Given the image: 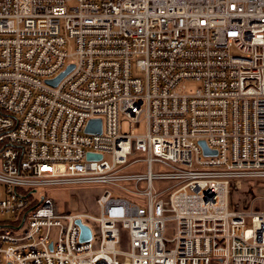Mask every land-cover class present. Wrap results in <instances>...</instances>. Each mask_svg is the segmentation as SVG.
Segmentation results:
<instances>
[{
    "label": "built area",
    "instance_id": "2783aa9c",
    "mask_svg": "<svg viewBox=\"0 0 264 264\" xmlns=\"http://www.w3.org/2000/svg\"><path fill=\"white\" fill-rule=\"evenodd\" d=\"M243 179H264V0H0V264H264ZM71 184L104 186L99 215L46 190Z\"/></svg>",
    "mask_w": 264,
    "mask_h": 264
},
{
    "label": "rangeland",
    "instance_id": "374dc122",
    "mask_svg": "<svg viewBox=\"0 0 264 264\" xmlns=\"http://www.w3.org/2000/svg\"><path fill=\"white\" fill-rule=\"evenodd\" d=\"M69 52L74 51V45L70 40L67 45ZM125 130H133L135 133H143L146 129V121L142 118L139 122L130 123L127 120L123 121ZM142 152L134 150L130 158L142 156ZM155 168L166 169L163 165H154ZM144 169L142 162L135 163L132 168ZM169 183L157 181L155 187L167 186ZM104 186L100 184H71L67 186H56L47 188L48 194L52 195L57 201L62 210L65 211H83L94 215H99V207L96 198L102 192ZM230 204L234 210L244 212H254L264 210V179H243L239 187H231ZM95 233H97V224L94 220H88ZM247 226H250V215L247 217ZM175 221L169 219L166 221L165 236L172 238L174 236ZM129 232L128 229L120 226V241L117 248L128 249L129 247ZM172 242H168V246H172Z\"/></svg>",
    "mask_w": 264,
    "mask_h": 264
},
{
    "label": "water",
    "instance_id": "95a60500",
    "mask_svg": "<svg viewBox=\"0 0 264 264\" xmlns=\"http://www.w3.org/2000/svg\"><path fill=\"white\" fill-rule=\"evenodd\" d=\"M74 64H69L68 67L61 72L56 78L47 80L49 83L56 85L62 77H64L72 68ZM102 129V122L101 119H91L87 126V131H93V132H100ZM200 144L203 146L204 151L206 153H209L211 150L207 147L206 142L204 140H200ZM89 157L95 156L93 153H88ZM97 157H101V154L96 155ZM77 222L82 227V235L81 239H89L91 237V229L89 226L82 224L81 221L78 219Z\"/></svg>",
    "mask_w": 264,
    "mask_h": 264
}]
</instances>
